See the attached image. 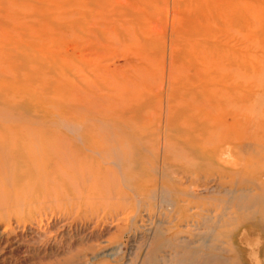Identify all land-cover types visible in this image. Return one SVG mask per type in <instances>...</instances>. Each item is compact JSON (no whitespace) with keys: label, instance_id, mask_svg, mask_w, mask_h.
Wrapping results in <instances>:
<instances>
[{"label":"rangeland","instance_id":"obj_1","mask_svg":"<svg viewBox=\"0 0 264 264\" xmlns=\"http://www.w3.org/2000/svg\"><path fill=\"white\" fill-rule=\"evenodd\" d=\"M214 1L0 0V264H264V151L210 124L264 133V59L209 72Z\"/></svg>","mask_w":264,"mask_h":264},{"label":"bare ground","instance_id":"obj_2","mask_svg":"<svg viewBox=\"0 0 264 264\" xmlns=\"http://www.w3.org/2000/svg\"><path fill=\"white\" fill-rule=\"evenodd\" d=\"M214 3L216 5V9L215 8L214 9L215 12L216 11L217 12L214 23L215 32L213 33V37L216 41L214 47L213 60L216 62L217 67L212 70H209V72L213 74H217L219 76L228 77L230 78V80L233 79L234 81L232 82V88H237L238 86L241 87L245 83L249 84L251 80L255 82H259L258 79L259 78L258 76H260L259 69L261 68L264 59V4H263L264 0H215ZM237 3L239 4L240 8L238 7L236 8V5H238ZM238 9L239 11H237ZM210 26H212V24ZM232 39L234 40L236 39L237 42L235 44L234 43L232 44L231 41ZM227 84L229 85V83ZM202 88L204 89L205 87L202 86ZM211 89L212 88L210 87V90ZM198 92L199 94L202 93L200 92V90ZM213 94H211V96ZM208 95L209 94L207 92L206 97H208ZM203 96H205V94ZM246 96L247 95H245L244 97ZM232 98H241V96L234 94L232 95ZM241 99L243 100L244 98ZM219 111L222 112V108L221 109L219 108ZM212 115L214 117L213 119L212 117H210L213 120L210 121V124L213 127L212 129H214L215 131L218 130L222 133V131L226 128V130L223 132L224 134L222 133L220 135L219 142L220 143L226 142L229 144V147L226 149V152L229 153V155H233L235 153L234 150L235 144L233 143L232 140L233 139L238 140V138L236 137L240 138L241 144L239 145V147L241 149H242V140L248 137V139H252L253 143L258 144L256 151L257 152L262 151V154L261 153L259 154L263 155L264 142L263 143L261 142L262 139L264 140V133H254L250 135H246V134L241 135L238 133H234L235 132L234 130L237 129L236 125L231 123V128H232L231 131L229 130L228 123L225 121V119L223 120L220 119V116H218V114H216L215 112ZM237 115H239V113ZM248 115L250 114L248 113ZM233 116H235L234 113ZM225 133H229V134H225ZM44 143L48 144L47 141ZM27 159H30V157H27ZM37 159L34 158L32 160L33 162L35 161L37 163ZM260 159L262 160V157H260ZM262 161L264 162V160ZM254 162H256V159L254 160L252 157V160H249L248 163H245V166L252 164L251 166L253 167ZM239 163H241V161ZM258 164H260V162ZM263 203H264V197H263ZM261 215L264 217V204L262 205Z\"/></svg>","mask_w":264,"mask_h":264}]
</instances>
